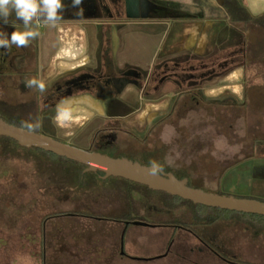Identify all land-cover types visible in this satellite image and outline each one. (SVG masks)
<instances>
[{
    "label": "rangeland",
    "instance_id": "obj_1",
    "mask_svg": "<svg viewBox=\"0 0 264 264\" xmlns=\"http://www.w3.org/2000/svg\"><path fill=\"white\" fill-rule=\"evenodd\" d=\"M171 4L178 7L176 3ZM33 23L37 30L36 22ZM229 25L232 27L233 34L231 38L228 37L227 43H245L246 41V45L244 44V47L229 51L226 54V57H231L230 61L233 63L226 71L221 73L209 72L216 77L211 79L213 82L209 81V87L214 88L212 90L215 93L214 101L220 103L222 111L224 103L230 105L225 106V108L228 116H230L232 110L233 123L231 130L224 126V121L227 120L225 124L229 121L228 118L223 119V117L225 118V112L221 115L222 111L217 110V108L212 111L198 109L194 113L195 118H198V114L201 117L195 119L198 122L196 125L206 128L208 138L211 135V145L207 144V153L200 154L201 157L199 155V158H196V165L186 164V162L192 161L189 157L185 160L181 157L178 158L183 160L180 167L188 165L192 184L203 185V188L208 191L264 200V26L252 27L254 32H251L248 36L247 30L239 28L236 23ZM130 27L132 30L138 29L135 25ZM141 28L159 29L160 34L156 33L155 37L153 34L146 42L139 37L128 41L129 38L124 36L127 38L126 45L123 41L124 37L120 40V43L115 40V44L112 43V47H115V49L112 50L111 55L107 56V59L113 63V70L118 63L126 65L147 62V65H149L151 62L156 61L158 64L159 61L164 60V48L161 49L160 47L162 28L155 27V25H151V27L141 25ZM173 32L174 30L170 33V39L175 38ZM85 40L88 43L94 42L90 32H88V38H85ZM124 50L127 54H124ZM121 54H124L123 59L120 58ZM177 57L181 59L183 55L179 53ZM54 59L55 53L52 55V60ZM56 61H58V58H56ZM98 61L100 60L96 59V64ZM174 65V63L169 65L170 69L168 70L169 77L172 78L178 74L175 71L181 70V67L177 66L176 68ZM223 66L225 67V64H218L216 70L220 71L222 68L219 67ZM12 67L13 65H10V68ZM67 68L68 65L63 63L60 67L52 68V71L55 74L60 72L59 75L64 72L74 73L76 70L79 71L82 66L70 68L72 71H68ZM194 69H197L195 65H189L184 70H186V73L190 72L192 78L194 76L199 78L200 71L194 74L192 73ZM224 72L226 75L232 73L235 77L242 76L243 78L225 79L228 76L223 77ZM34 73L38 77V74H41L42 71L40 68H33L32 74ZM189 76H183L184 85L187 83L185 79ZM43 78L41 81L45 83V78ZM58 79H53V81H58ZM208 80L209 78L205 82H208ZM7 82L9 85L6 84ZM11 82L8 79L1 83L4 86H0V99L15 104L17 96L13 84L10 85ZM45 85L46 90L52 88L50 84L45 83ZM232 85L234 87L233 91L230 90ZM201 87L204 86H198L199 89ZM243 87H245V90L248 89L250 97H248L247 104L250 107L243 111H234L235 105H238V103L245 104L244 95L240 93ZM53 88L55 90L57 86ZM129 89H132L136 97L138 90L133 87H126L120 92L126 101H114L115 98L107 101L102 100L105 104L103 111L109 116L104 119L106 124L118 121V123L127 126L130 118L122 116L121 106L125 105L126 110L133 101L141 108V111L137 112L135 117L141 121L148 118L150 113L146 108L149 101L145 99L135 101V97L129 94ZM201 91L205 92V89L200 90V96L207 94ZM31 93L39 100L38 105L36 100L33 103L36 110L32 115L36 114L38 116V118H34L33 122L29 120L33 119L32 117H24L20 115V111H14L13 105L10 106V110L3 108L5 106L4 101H0V117L65 142L73 141L83 147L89 144L85 142L87 137L79 139V136L83 133H86L87 136L90 135V127L84 131L80 128L81 123L85 120L84 117L79 115L78 117L73 115L61 116L59 110H57L55 114L52 112V119H47L44 115L50 112V109H47L49 105L46 102L49 98V95L46 94L47 91L41 92L35 87L34 90H31ZM232 99L236 103L231 102ZM28 105H25V107H30ZM206 108L208 109V107ZM17 109L19 110V108ZM200 111L203 113H199ZM208 112L210 113L205 114ZM26 114L27 116L30 115L28 111ZM112 114L118 115L115 119H112L110 117V115L113 116ZM158 115L153 113L150 121L155 122ZM188 118L190 119V115L182 119L183 126L188 125ZM191 118L194 121L193 116ZM38 120L39 123H34ZM257 121L259 124L254 125L253 123ZM96 122L92 123L95 124ZM147 124L149 123L146 121L142 124L141 129H137L139 135L143 136L145 134ZM196 125L195 127H199ZM209 125L213 129H209ZM171 130L172 128L168 126L164 132L168 131L170 133ZM212 130L213 132H211ZM82 131L83 133H80ZM254 139H260L263 142L256 143L257 148H254L251 143ZM208 149H210V152L213 151L211 156L208 154ZM169 155L171 156V153ZM171 161L165 162L169 164ZM225 161L227 163L223 164ZM78 170L82 171L83 168L71 162L55 160L50 155L17 148L0 139V264H44L42 257L44 252L47 257L46 264L49 262L53 264H264V228H258V225L252 223L250 219L241 217L237 213L223 212L224 216L218 217L210 225H194L200 232L207 233V236L211 237L212 247L217 254L214 257L211 252L204 250V247H200L197 240L190 233L181 230L176 231L179 228L171 225L154 224L173 220L193 221L194 211L204 212L203 206L183 202L173 206L169 202V198L160 194V191L145 189L141 184L129 185L127 180L122 177L111 176L106 179H99L95 175L87 174L84 179L85 184L80 185L78 182L79 177L75 174ZM201 173L204 175H201ZM127 198L131 200L132 205L127 211L126 208L116 211L106 207V205L112 203L121 204ZM70 211H87L96 215L114 218H120V216L121 218H135V220L145 222H133L128 225L136 235L131 241L129 240L130 237L127 236L125 241L126 250L131 253L160 252L164 250L165 242L172 237L174 244H181L180 247L185 249H175L168 257L158 258L156 261L119 256H115L111 260L108 259V256H102V254H109L111 243L116 236V230L107 223L100 229V234L92 235V239L88 240V243H84L79 239L78 242L84 243L83 246L81 244L74 247L71 245L66 246L63 244L66 240L63 239L60 242L57 241V238L53 239L52 244H49L50 240L48 244L43 245L40 236L44 221L47 222V230H51L57 235L60 234V230L62 233H66L67 229L72 228L74 232H81L90 228L94 222L110 221L93 217L73 219L76 216L71 218L66 215ZM212 212L215 213L214 210ZM67 219H72V221H67ZM107 232L112 233L110 237L113 239L106 236L108 235ZM33 234L34 238L32 237ZM98 235H105L109 239H104V242L98 241ZM94 241L99 242L98 246L93 244ZM106 242L108 244L104 246L103 244ZM148 245L150 246L148 247ZM68 246L69 249H67ZM94 247L97 249L96 253L91 255L89 251ZM199 247L202 250H199ZM71 251L73 252L71 253Z\"/></svg>",
    "mask_w": 264,
    "mask_h": 264
},
{
    "label": "flooded vegetation",
    "instance_id": "obj_2",
    "mask_svg": "<svg viewBox=\"0 0 264 264\" xmlns=\"http://www.w3.org/2000/svg\"><path fill=\"white\" fill-rule=\"evenodd\" d=\"M113 1H114L113 7L118 9L119 5L117 3V0H113ZM127 6L129 8V11L132 13H135V11L139 9V14L141 13V15H147L146 18H148L151 15L152 11H155V9L156 10L167 9V6L166 7L164 6L166 8L165 9L157 4L151 5V3H149V0H129V4L127 3ZM143 9L144 11H142ZM167 10L172 14L174 13L175 15H178L174 12V10L177 11V9L168 8ZM159 34L160 32L158 33V35ZM152 35L153 34L151 35L148 34V37H146L144 41L146 42L148 38L151 37ZM155 35L156 34H154V37ZM125 37L123 41L125 42L126 45L127 38ZM134 38L135 37H133V39ZM121 39H123V36L119 37V43ZM124 54H127L126 50H124ZM124 54L120 55L121 59L124 58ZM9 55L10 54L6 53L5 56L2 58V60L4 59L5 61H7L9 59L10 63H8V65L9 66L13 65L12 69L14 72L16 71L17 73V77H14V79L11 82V85L13 84L12 86L17 96L16 99L17 102L15 104H11L5 99H0V101H4L5 103L4 104L5 106H3V108L10 110V106L13 105L14 111H20L21 116L32 117L33 119H29V120L33 122L34 118H38L36 114L32 115V113L36 110V106L33 103L36 100L38 105L39 100L38 97L36 96L34 97L33 94L31 93V90H34L35 87H28L27 84L23 83V80L25 79V81H28L29 79L32 78L37 79V78L31 76L32 69L23 70L24 66L22 65L23 62L22 58L17 59L18 56L10 55L9 57ZM175 55L177 59H175V61L173 62L175 64L174 67L177 68L178 66L180 68L181 60L177 57V54ZM13 58H16V63L13 62L14 60ZM2 60L0 61V63L2 62ZM30 61H32V54L30 55L29 62ZM147 64H148L147 62H140L138 64L130 63L126 65H121V63H118V65L114 68V70H112L110 68L112 64L108 62V59H105L102 63H98L96 66H93L91 69L88 70L82 69L70 75L66 74V75L47 78L45 79V83L50 84L52 86V88L50 87V90L54 89L53 87L57 86V88L55 89L57 90L58 93L56 95V94L48 93L49 90L47 91L46 94L49 95V98L46 100L47 104H49L47 109L54 106L56 103L60 102L62 98L65 99L68 95L72 94L74 91L84 92L91 89L98 91L100 93L99 98L102 99L103 101L104 99L107 101L115 98L114 101L122 102V101H126L124 96L120 94V92L123 91L124 88L133 87L134 89H137L138 93L136 91L137 93L136 97L134 96L132 89L131 90L129 89V94L135 97V101L137 99L138 100L145 99L149 101L147 103L146 109H148L150 114L148 115V118L145 119V121L144 120L141 121L137 117H135L136 113L141 111V108L140 105H137V103L133 101L132 104L128 105L127 107L128 109L126 108V110L124 108L125 105L121 106L122 108L121 114H123L122 116L125 118L127 117L130 118L129 119L130 122L127 123V126L118 123V121L114 123L112 122L106 124V122H104V119H107V117L109 116L101 115L100 113L97 112L94 114V116H91L90 118L83 120V122L80 125V128L83 131L88 127H90V135L87 136L85 135L86 133H83L82 131L80 133L83 134L79 136L80 140L83 139V137H87L85 142L89 144L85 145L86 147H83L80 144H77L73 141L68 143H71L75 146L82 147L85 149L99 151L111 156L128 157L132 160L139 161L147 165L157 164L162 168L163 171L173 172L179 178L186 177L190 185L201 187L200 185H195L191 183L190 181L191 174L188 172V165L189 164L191 166L194 165V163H196V158H199L200 154L204 155L205 153H207V147H206L207 144L211 145V139H210L211 135H209L210 138H208V135L206 134L207 133L206 128L204 126L201 127L199 125H196L198 122H196L195 120L196 118L194 116V113L198 109H200L198 105V100L196 98V92L194 91L199 84L196 79L191 77L192 74L190 75V72L186 73V71L183 69H181L180 71H175L178 74L174 75L173 78L169 77L170 73L168 72V70L170 69L169 66L170 64H167L165 60L159 61L158 64L156 61L151 62L149 65ZM7 72L8 70H6V67L0 65V73L3 74ZM184 75L186 76L190 75L185 79L187 82L185 85L182 81L184 79L183 77ZM57 78H59L58 81H53V79L56 80ZM2 80L3 79L0 78L1 87L4 86L1 84ZM170 100L171 102H169ZM25 105H28L30 107H25ZM17 108H19V110ZM27 111L30 114L29 116H27L26 114ZM49 113L44 114L46 116L45 118L52 119L53 116ZM153 113H155V115L159 114L158 117H156L155 122L150 121L152 120ZM185 114L187 116L190 115V119L188 118L187 120L188 125L183 126L182 119H178V118L185 116ZM112 115L113 116L110 115V117L112 119H115L118 114L117 115L112 114ZM191 116H193L194 121H192ZM146 121L147 123H149L147 124V131L143 136H141L138 134L137 129H141L142 124ZM92 122H96V123L93 124ZM34 123H39V120ZM13 124L19 125L17 123H13ZM195 125L199 127H195ZM168 126L172 128L170 133L168 131L164 132L167 130ZM208 128L213 129V127L210 125L208 126ZM28 129L31 128L29 127ZM211 132H213V130ZM209 150L210 149H208V151ZM170 153L171 156L169 155ZM208 154H210L211 156L212 152L209 151ZM178 157H181L183 160L189 157L191 158L192 161L189 160L190 162H186V164L188 163V165L180 167V163L183 160L179 159ZM168 160L170 161L172 160L169 163L171 165L165 162ZM176 160L178 161L176 162ZM226 163L227 162L225 161V163L223 164ZM100 175H101L100 172L96 173V177L99 179L102 178ZM83 183L85 184V181H83ZM127 183L129 185H134V182L130 180H127ZM104 193L102 194L104 195ZM106 207L110 209H115L116 211H120L121 209L126 208L127 211L129 210V208L132 207V205H131V200L127 198L121 204L112 203L106 205ZM82 212H86L87 215ZM66 215L70 216L71 218L76 216L73 219L79 217L82 218L93 217V218L110 220L111 222L114 223V225H112L111 228H114L116 230V236L113 239L114 241L111 243V249L108 254V258L111 257L114 259L115 256H119V257H128L130 259H138L144 261H156L158 258L168 257V255L172 253V251L174 252L175 249H185L180 247L182 246L181 244L178 243L174 244V239L172 237L167 241L164 250L160 252L158 251L156 253H145V254L131 253L127 251L125 248V233L123 234L121 228H119L115 223L119 222L129 225L130 223L136 221L135 218H126V217L121 218V216L120 218L105 217L87 211H70L66 213ZM69 220L72 221V219H67V221ZM192 220L193 221L190 222L185 220L182 221L173 220L169 222L165 221L163 223L157 222L154 224L166 225V226L171 225L179 228V230L177 229L176 231L181 230L190 233L197 240L198 242L197 244H199L200 247H204V250L211 252L215 257L217 254L215 252V249L212 247L211 237H208L207 233L200 232L194 226L197 224H203L207 226L212 223L203 221L201 219H196L195 217ZM46 224L47 222L44 221L41 228L40 238L43 245L48 244V241L50 240L51 241L49 242V244H52L51 242L53 241L54 238H57V241L60 242L63 239L66 240V242L65 241L63 242V244L65 245L70 243L71 240H77L76 245H80L81 243L78 242L79 239L84 240V243H88V240L92 239L93 234L96 233L100 234L99 231L103 227V225L98 224L96 225L95 228L90 227L81 232L80 231L74 232L72 231V228H70L65 231L66 233H62L60 230V234L57 235L51 230H47ZM103 233H105V231H103ZM107 234L108 235L106 236H111L112 233L107 232ZM106 236L98 235V241L100 240L101 242H104ZM32 237L34 238V234ZM98 241H94L93 244L94 245L97 244L98 246L99 244ZM84 243H82L81 245L83 246ZM149 246L150 245H148V247ZM200 247L198 249L202 250L200 249ZM96 250L97 249L94 247L89 252H94ZM42 257L44 264H46L47 257L45 252L43 253ZM48 264H53V263L49 262Z\"/></svg>",
    "mask_w": 264,
    "mask_h": 264
},
{
    "label": "crops",
    "instance_id": "obj_3",
    "mask_svg": "<svg viewBox=\"0 0 264 264\" xmlns=\"http://www.w3.org/2000/svg\"><path fill=\"white\" fill-rule=\"evenodd\" d=\"M113 3V0H81L79 6L73 7L72 0H63L64 9L59 13L62 18L55 23V26L42 19L35 20L39 35L35 39L30 40L27 47L18 48L12 45L10 49L0 48V61L6 53L12 56H18L17 59L22 58L23 70H30L33 68L41 69L42 73H39L38 77L35 76V73L31 74V76L41 81L42 77L47 79L59 75L60 72L55 74L52 68L60 67L63 63L68 65V71H72L70 68L81 66L82 68L79 70L91 69L93 66L107 59L108 55H111L112 50L115 49V47H112V43L114 42L115 44V40L119 42L120 36L128 37V41H131L133 37H139L145 40L148 34H156L159 33L160 30L156 29V31L151 28L142 29L141 25H149V27L155 25V27L162 28L160 47L161 49L164 48L163 55L167 64H173V60L177 59L175 54L181 53V55H183V58H179L181 60V69L184 70L189 65H195L197 69H194L192 73L197 74V72L200 71L199 78L198 76H194L193 78L197 80L198 86H204L201 87V89L204 88L207 94H205V96H200L201 89L198 87L194 90L197 95L196 98L199 108L211 111L217 108V110L222 111V106L219 105L220 103L214 101L215 93L212 92L214 88L209 87V83L213 82L211 79L216 78L210 73H221L222 71H226L228 67H231L233 65L230 61L231 57H226V54L229 51L244 47L243 45L246 43V41L245 43H227L228 37L231 38L233 34L232 27L229 24L236 23L239 28L246 29L248 36H250L251 32H254L252 27L264 26V0H149L151 5L157 4L163 8L167 6V9H177V11L174 10V12L178 15L170 13L165 8L166 10L155 9L148 18H146L147 15L139 14V9L135 11V13L130 12L127 6V0H117L119 5L118 9L113 7ZM171 3H176L178 7H174ZM8 19L9 23L7 24L0 20V32H5L10 35L13 31L12 23L21 24V26L22 23L16 20L14 13L9 16ZM39 23L43 24L40 28H38ZM131 25H135L138 29L132 30L130 27ZM93 26L95 27L93 28ZM97 27L98 29H96ZM173 30L175 38L170 39L169 36ZM88 32L92 34L94 42L88 43V39L85 40V38H88ZM54 53L55 59L52 60V55ZM31 54L32 61L29 62ZM56 58H58V61H56ZM13 59V62L16 63V58ZM96 59L100 60L97 64ZM255 61L256 59L254 62ZM257 61L259 60L257 59ZM108 62L112 64L110 68L113 70V63L109 60ZM8 63H10L9 59L7 61L3 59L0 63V65L5 66L6 70H8L7 73H0V78L3 79L2 83L8 79L10 82L14 77H17L16 71L14 72ZM218 64H225V67H219L222 69L217 71L216 68H218ZM207 72L208 74H206ZM64 73L61 75L73 74L71 72ZM222 76H228L225 79L228 78L229 80L233 78H243L242 76L235 77L232 73L229 75L225 73V75ZM208 78V82H205ZM23 83L27 84V81L24 79ZM6 84L9 85L8 82ZM233 89L234 87L232 85L230 90L233 91ZM46 91L48 90L45 89V92ZM48 93L56 94L57 90L52 89L49 90ZM235 93L239 95V93ZM240 93L244 95L245 104L241 105V103H238V105H235L236 108L234 111H243L250 107V105L247 104L249 101L248 97H250L248 89L245 90V87H243ZM99 97L100 93L91 89L84 92L74 91L65 99L62 98L60 102L50 107L51 113L49 114L53 115L52 112L55 114L57 110L66 108L70 110L69 115L77 117L79 115L85 119L94 116L97 112L101 115L108 116V114H105V111H103L105 104ZM231 102L236 103L233 99ZM228 105L229 104L224 103L221 115L225 112V118L223 117V119L228 118L229 121L225 124L227 121L225 120L224 126L231 130L233 115L232 110L230 116L227 115L225 106ZM206 107H208V109ZM210 112L205 114H209ZM199 113L203 112L200 111ZM198 115V118L196 117L197 119L201 117L200 114ZM221 115H219V117H221ZM186 117L187 115L185 114V116L178 119H185ZM253 124L258 125L259 123L256 122ZM251 143L254 148H257V140L254 139ZM196 164L197 163H194V165ZM201 175L204 174L201 173ZM200 178L204 179L203 177ZM200 186L203 187V185ZM106 223L109 226L114 225L113 222L104 220L99 223L94 222L90 227L95 228L98 224L105 225ZM115 224L121 228L123 234L125 233V241L127 240V236L130 237V241L134 239L136 235L127 224L119 222ZM109 237H105V240L109 239ZM110 238L113 239L112 237ZM76 241L77 240H71L67 245L74 247L76 246ZM107 244L106 242L104 246ZM90 253L91 255H95L96 251ZM102 256L107 257L108 254H102ZM108 259L112 260L113 258L109 257Z\"/></svg>",
    "mask_w": 264,
    "mask_h": 264
},
{
    "label": "water",
    "instance_id": "obj_4",
    "mask_svg": "<svg viewBox=\"0 0 264 264\" xmlns=\"http://www.w3.org/2000/svg\"><path fill=\"white\" fill-rule=\"evenodd\" d=\"M127 3L129 4V0ZM0 135L12 138L25 148H41L84 164L83 172H100L102 178L122 177L146 185L152 190L180 196L195 204L264 215L262 199L208 191L202 187L192 186L186 177L179 178L173 172H165L157 164L147 165L128 157L111 156L78 147L53 136L10 123L3 117H0ZM153 167L155 171L152 170ZM134 222L145 223L138 220Z\"/></svg>",
    "mask_w": 264,
    "mask_h": 264
},
{
    "label": "clouds",
    "instance_id": "obj_5",
    "mask_svg": "<svg viewBox=\"0 0 264 264\" xmlns=\"http://www.w3.org/2000/svg\"><path fill=\"white\" fill-rule=\"evenodd\" d=\"M81 0H72V6L77 7ZM64 9L63 0H0V20L5 24L9 23V16L15 14L16 20L21 24L12 23L13 31L9 34L0 32V48L10 49L12 45L16 47H27L30 40L35 39L39 32L34 26L35 20H44L51 25L62 17L59 15ZM28 87H36L44 92L46 85L35 78L27 81ZM61 116L70 114V110L61 108ZM155 171V167L152 169Z\"/></svg>",
    "mask_w": 264,
    "mask_h": 264
},
{
    "label": "trees",
    "instance_id": "obj_6",
    "mask_svg": "<svg viewBox=\"0 0 264 264\" xmlns=\"http://www.w3.org/2000/svg\"><path fill=\"white\" fill-rule=\"evenodd\" d=\"M11 122V121H10ZM0 139L1 140H4L6 142H9L12 146H15L17 148H20V149H24V150H29L31 152H38V153H42L44 155H50L52 158H54L55 160H59V161H65V162H71L81 168H84L85 165L84 164H81V163H78V162H75L73 160H70L66 157H62V156H58L52 152H49V151H46V150H43L41 148H36V147H33V148H25L23 146H20L15 140H13L12 138H9V137H6V136H1L0 135ZM259 142H263L262 140L260 139H257V143ZM66 171V170H64ZM68 172V171H66ZM77 177L78 178V182L80 185H83V181L84 179L87 177V174H92V175H95L96 176V173L94 172H82L80 170L77 171ZM134 184H137V185H140L139 183H136L134 182ZM142 187H144L145 189H150L148 186L146 185H143L141 184ZM160 194L164 195V196H167L169 198V202L171 203V205H178L180 203H189V204H192L194 205L195 203H193L192 201L190 200H187V199H184L180 196H175V195H171V194H168L166 192H162L160 191L159 192ZM197 206H203L204 208V212H199V211H194V217L196 219H201L203 221H206V222H210V223H213L218 217L220 216H224L222 213L224 212H230V213H237L239 214L241 217H245V218H248L251 220L252 223H254L255 225H258V228L262 227L264 228V215H260V214H253V213H245V212H238V211H233V210H224V209H220V208H216V207H210V206H205V205H201V204H195ZM207 209V210H206ZM202 210V209H201ZM215 211L212 212V211ZM84 214L87 215L86 212H82ZM205 218V219H204ZM260 225V226H259Z\"/></svg>",
    "mask_w": 264,
    "mask_h": 264
},
{
    "label": "built area",
    "instance_id": "obj_7",
    "mask_svg": "<svg viewBox=\"0 0 264 264\" xmlns=\"http://www.w3.org/2000/svg\"><path fill=\"white\" fill-rule=\"evenodd\" d=\"M42 25H43V24L39 23V24H38V28L42 27Z\"/></svg>",
    "mask_w": 264,
    "mask_h": 264
}]
</instances>
